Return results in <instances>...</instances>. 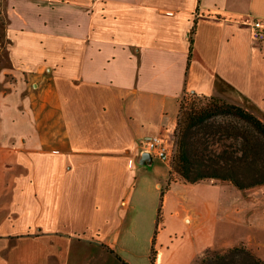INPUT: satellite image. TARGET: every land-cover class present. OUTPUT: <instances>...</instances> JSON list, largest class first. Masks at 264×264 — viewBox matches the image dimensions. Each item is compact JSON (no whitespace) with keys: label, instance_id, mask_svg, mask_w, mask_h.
Instances as JSON below:
<instances>
[{"label":"crops","instance_id":"0c3cea01","mask_svg":"<svg viewBox=\"0 0 264 264\" xmlns=\"http://www.w3.org/2000/svg\"><path fill=\"white\" fill-rule=\"evenodd\" d=\"M0 7V264H138L151 250L154 264H201L235 248L264 264V186L162 191L170 164L141 148H173L185 92L264 123V39L251 36L264 0Z\"/></svg>","mask_w":264,"mask_h":264},{"label":"trees","instance_id":"16d2710c","mask_svg":"<svg viewBox=\"0 0 264 264\" xmlns=\"http://www.w3.org/2000/svg\"><path fill=\"white\" fill-rule=\"evenodd\" d=\"M192 50L191 40L189 56ZM173 141L175 150L165 190L176 183H229L240 191L264 186V123L242 106L185 92L179 104ZM228 252L242 255L241 259L249 264H263L243 248ZM225 256L209 257L201 264L212 260L214 264L215 260L226 264ZM150 264H154L153 250Z\"/></svg>","mask_w":264,"mask_h":264},{"label":"built area","instance_id":"2783aa9c","mask_svg":"<svg viewBox=\"0 0 264 264\" xmlns=\"http://www.w3.org/2000/svg\"><path fill=\"white\" fill-rule=\"evenodd\" d=\"M251 36L253 40L261 42L264 39L263 25L255 21L251 23ZM143 151L157 158L159 161L171 163L174 155V148H168L165 142L160 137H153L145 140L141 144Z\"/></svg>","mask_w":264,"mask_h":264},{"label":"rangeland","instance_id":"374dc122","mask_svg":"<svg viewBox=\"0 0 264 264\" xmlns=\"http://www.w3.org/2000/svg\"><path fill=\"white\" fill-rule=\"evenodd\" d=\"M0 11H1V7H0ZM7 39H3L2 38V41H1V43H2V45H1V48H2V50L3 49H7ZM6 80L7 81H10L9 80V75H6ZM187 93H189V92H187ZM187 102H188V100H187ZM173 148H174V150H175V146H174V141H173ZM171 164V163H170ZM165 188H166V185H163V187L161 188L162 189V191L163 190H165ZM256 189H259V188H256ZM160 222H158L157 221V226H158V224H159ZM158 227H156V229H157ZM219 255H226L225 256V259H224V261H225V263L226 264H249V262L246 260H244V259H241V256H236L235 254H230L229 252H224V253H220V254H213L212 255V259L214 258H216L217 256H219ZM209 257H211V256H209ZM209 257H208V259H209ZM243 258V257H242ZM210 260V259H209ZM214 260H212V261H209L208 262V264H214V262H213ZM138 264H150V259L148 260V258H147V256L145 257V256H143L140 260L138 259ZM215 264H222L221 262H219V261H217L216 262V260H215Z\"/></svg>","mask_w":264,"mask_h":264},{"label":"water","instance_id":"95a60500","mask_svg":"<svg viewBox=\"0 0 264 264\" xmlns=\"http://www.w3.org/2000/svg\"><path fill=\"white\" fill-rule=\"evenodd\" d=\"M143 157H145L147 160H146V163H151L152 162V157L149 153H144Z\"/></svg>","mask_w":264,"mask_h":264}]
</instances>
